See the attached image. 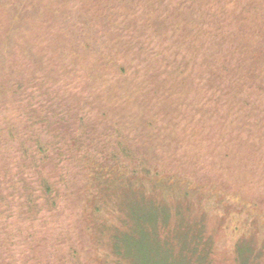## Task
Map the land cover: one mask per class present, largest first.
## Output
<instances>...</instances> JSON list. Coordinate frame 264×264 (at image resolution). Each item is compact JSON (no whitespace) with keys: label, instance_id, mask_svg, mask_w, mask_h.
<instances>
[{"label":"trees","instance_id":"1","mask_svg":"<svg viewBox=\"0 0 264 264\" xmlns=\"http://www.w3.org/2000/svg\"><path fill=\"white\" fill-rule=\"evenodd\" d=\"M228 1L236 2L0 0V264H95L93 249L88 255L83 243L89 226L76 210L87 197V162L92 158L108 160L110 167L125 166L132 182L140 177L167 183L182 176L212 190H234L230 177L220 182L213 173L198 175L204 162L193 161L194 149L187 152L189 161L179 156L181 132L165 131L166 125L149 116L151 106L156 116L179 111L173 107L178 95L214 102L211 95L205 98L206 88L216 89L222 72H232L231 79L241 86L242 79L243 86L261 80L254 55L252 62L235 61V51L221 47L216 31L221 28L228 39L234 33L258 37L264 33V6L250 0L241 9L251 5L241 24L234 16L219 24L222 13L228 14L223 11ZM208 24L215 26L213 34ZM236 25H241L238 30ZM244 35L238 39L251 43ZM208 61L215 62L213 69L205 67ZM208 73L212 77L198 82ZM123 82L128 87L134 82V92L140 93L131 102L129 89L117 93ZM188 84L194 89L188 90ZM233 92L225 93L229 114ZM176 116L184 125L198 127L195 115ZM38 193L44 196L43 206H38ZM238 193L264 210V199L251 189ZM13 206L17 210L11 220ZM66 206L71 222H57V212ZM78 217L83 224L74 232ZM140 219L145 229L137 226ZM130 220V234L114 238L111 247L120 259L142 264L135 245L154 236L155 219L147 228V217L132 215ZM189 234L179 236L181 251H186L176 257L171 249L163 252L165 264L191 262L196 246L191 247L192 235L186 243ZM146 239L148 254L152 246Z\"/></svg>","mask_w":264,"mask_h":264},{"label":"rangeland","instance_id":"2","mask_svg":"<svg viewBox=\"0 0 264 264\" xmlns=\"http://www.w3.org/2000/svg\"><path fill=\"white\" fill-rule=\"evenodd\" d=\"M235 1L237 3L228 1L227 5L224 4L223 11H228V14L222 13L224 15H221L222 20H219V24H226L231 16H234L240 24L244 21L251 5L244 10L241 9L249 4L250 0ZM253 1L257 2L258 6H264V0H261L263 5L259 0ZM240 26L236 25L237 30ZM207 27L211 34L216 31L215 26L208 24ZM216 33L222 39V48L235 51L232 56L235 61L246 58L248 62H252L255 58L256 78L261 80L253 84L249 82L250 86L247 83L243 86L244 79H242L241 86L231 79L232 72H222L220 74L222 79L215 85L216 89L205 87L207 90L205 98L211 95L214 102L202 100V97H199L198 101L196 97L193 100V95L190 93L178 95L175 97L173 107H177L179 111L171 112L167 116H156V108L151 106L149 116H153L151 118L154 120L156 118L155 124L166 125L165 131L181 132V136L177 135L180 138L176 147L179 156L189 161L186 157L189 155L187 152L190 151L189 149H194L193 161L204 162L203 169L198 175L205 178L213 177L214 174L218 176L220 182L225 176L230 177L232 183L228 185L234 187V190L229 188L227 190L230 191L212 190L205 185L198 186L192 179H185L182 176L167 183H158L157 180L151 179L143 182L140 177L132 182L129 181V176V179L126 178L129 171L125 166L110 167L108 160L92 158L87 162V197L82 199L81 209L76 210L77 212L81 210L80 213L84 214L81 218H84L89 226L83 243L85 253L88 255L89 249H93L95 264H131V261L120 259L117 254L114 255L111 244L117 236L130 234L133 224L130 220L132 215L150 219L146 223V228L153 223L152 219H155L152 232L156 239L154 236L152 238L147 236L148 239L144 236L142 243L135 245V255L142 264H165L163 252L168 249H171L172 257L186 251H181L179 236L187 230L190 234L186 238V243L192 235L191 243L194 244L191 247L196 246L190 256L191 262L187 264H264V210L259 209V206L247 204L245 199L238 195L240 188L251 189L254 195L264 199V126L262 125L264 123V51L262 52L264 33L251 39L240 33L251 43L243 39L239 40L241 36L237 33H234L232 39H228L221 28L217 29ZM259 54H261L260 58L257 57ZM224 56L226 57V54ZM218 59L219 57L216 59L217 62ZM214 63L208 61L205 67L209 66L213 69ZM210 77L212 76L209 73L203 75L198 82L203 83ZM193 82L196 84V81ZM134 85V82H130L129 87L124 82L118 83L117 93H122V88L129 89L127 93L132 96L131 102L135 96L140 95L139 92H134ZM187 89L192 90L194 86L188 84ZM217 89L220 90L215 93ZM231 90L234 91V95L229 114L225 93ZM254 90L259 94H255ZM217 96H220L219 99ZM243 99L249 103H244ZM152 103L153 101L149 104ZM168 108L172 109V107ZM93 111L96 112L94 109ZM179 112L189 116L195 115L198 127L194 126V122L184 125L176 116ZM133 121L137 125L140 122L137 118ZM182 138L183 140L180 141ZM38 195L40 196L37 199L38 206H43L44 196L40 193ZM87 198L88 200L85 201ZM11 210L15 213L11 218L14 220L17 208L13 206ZM70 212L69 206L60 209L56 214L57 222L63 224L71 222ZM46 214L45 211V216ZM39 215H44V211ZM41 221L36 223L40 224ZM135 222L137 223L136 220ZM82 224L78 217V226L70 227L75 232ZM139 225L144 228L141 219L140 223H137V226ZM145 239L152 246L148 254L143 250V244L147 246Z\"/></svg>","mask_w":264,"mask_h":264}]
</instances>
